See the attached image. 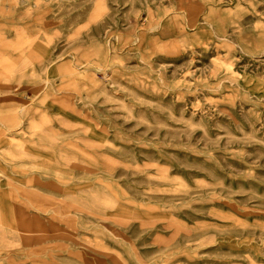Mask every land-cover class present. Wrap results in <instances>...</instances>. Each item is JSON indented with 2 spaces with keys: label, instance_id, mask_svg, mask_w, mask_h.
Masks as SVG:
<instances>
[{
  "label": "rangeland",
  "instance_id": "rangeland-1",
  "mask_svg": "<svg viewBox=\"0 0 264 264\" xmlns=\"http://www.w3.org/2000/svg\"><path fill=\"white\" fill-rule=\"evenodd\" d=\"M0 254L264 264V0H0Z\"/></svg>",
  "mask_w": 264,
  "mask_h": 264
},
{
  "label": "crops",
  "instance_id": "crops-1",
  "mask_svg": "<svg viewBox=\"0 0 264 264\" xmlns=\"http://www.w3.org/2000/svg\"><path fill=\"white\" fill-rule=\"evenodd\" d=\"M34 208H35V207H34ZM36 208L38 209V207H36ZM20 212H21V211H18V210H17V214H19ZM0 256L2 257L3 254H0ZM1 257H0V258H1ZM0 260H1V259H0Z\"/></svg>",
  "mask_w": 264,
  "mask_h": 264
}]
</instances>
